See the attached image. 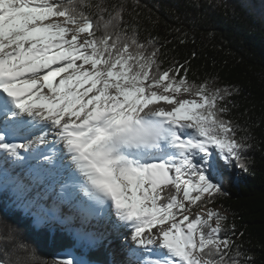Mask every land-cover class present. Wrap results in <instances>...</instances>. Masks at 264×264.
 <instances>
[{
  "label": "snow or ice",
  "instance_id": "1",
  "mask_svg": "<svg viewBox=\"0 0 264 264\" xmlns=\"http://www.w3.org/2000/svg\"><path fill=\"white\" fill-rule=\"evenodd\" d=\"M126 11L124 0H0V165L14 173L6 183L27 197L25 165L43 183L59 160L66 176L42 197L59 185L57 199L27 201L36 225L76 201L86 217L129 231L130 264H249L226 217L195 210L224 194L250 147L225 118L234 90L190 81L184 65L162 69ZM17 250L25 256L4 251L0 264H44L30 245Z\"/></svg>",
  "mask_w": 264,
  "mask_h": 264
},
{
  "label": "trees",
  "instance_id": "2",
  "mask_svg": "<svg viewBox=\"0 0 264 264\" xmlns=\"http://www.w3.org/2000/svg\"><path fill=\"white\" fill-rule=\"evenodd\" d=\"M124 2L125 18L139 24L138 39L151 40L152 47L159 49L162 69L184 65L190 81H207L210 89L234 90L225 118L239 126L237 138L250 147L238 162L243 167L233 162L224 194L214 204L195 210H219L226 217L222 227L251 258L249 264H264V0ZM2 168L0 165V178L7 176ZM34 198L32 191L20 197L11 184L0 185V259L4 251L11 253L12 260L23 258V252L13 251V245L20 242L34 248L44 264H59L69 250L92 263L110 264L114 245L108 239L80 235L73 226L51 223L50 216L36 225L35 209L26 208L27 201ZM10 234L14 236L11 241L6 239ZM53 234L54 243L49 239Z\"/></svg>",
  "mask_w": 264,
  "mask_h": 264
},
{
  "label": "rangeland",
  "instance_id": "3",
  "mask_svg": "<svg viewBox=\"0 0 264 264\" xmlns=\"http://www.w3.org/2000/svg\"><path fill=\"white\" fill-rule=\"evenodd\" d=\"M15 171L21 172V169L16 168ZM29 171V166L25 165L22 175H24L26 178L25 182L30 184L33 196L37 198V196L39 195L40 203L45 204L46 206H51L53 201L57 199L59 187L56 186L55 191L53 193H48V199L45 200L42 197L45 195L46 192H48L49 185L52 184L54 182V179L58 177V172L55 176H46L44 178L43 183H40L39 181L33 183L28 175ZM12 175H14V173L10 170L7 176H2L0 178V185L3 186V183H6V181L9 180ZM207 210L208 208H203L199 211H201L202 213H206ZM45 218L46 217L43 218L42 222L39 225L43 223ZM49 219L50 222L54 224L73 226L77 233H79L80 235H87L91 239H108L114 245L113 247H111L109 263L130 264V258L128 257V244L125 240L126 235L122 234L125 229L121 228L119 231H113L111 229L110 222L105 218H97V221H93L92 218H89L88 225H85V227H83V222L84 220H87V217L81 213L80 209L76 207V203L74 204L73 201L71 203L63 204L61 206L59 219H54L51 216ZM120 255L122 257V260H120L119 258ZM61 258H74L76 260L82 261V264H95L90 262L86 258L80 257L75 250H69L63 253ZM116 259H118L119 261H117Z\"/></svg>",
  "mask_w": 264,
  "mask_h": 264
},
{
  "label": "bare ground",
  "instance_id": "4",
  "mask_svg": "<svg viewBox=\"0 0 264 264\" xmlns=\"http://www.w3.org/2000/svg\"><path fill=\"white\" fill-rule=\"evenodd\" d=\"M49 138H51L52 139V137H49ZM20 141H22V140H18L17 142H20ZM59 146H57V148H58ZM60 164H61V162L59 161V160H57V165L54 167V168H52V173H53V176H55V175H57V172H58V179H61V177H62V175L63 176H66V174L65 173H62V170H61V167H60ZM41 175H43L44 177H46V176H49L48 174H46V173H42ZM56 178V179H57ZM4 184V183H3ZM58 187H59V185H57ZM54 191H52V192H50V193H53ZM78 199H84V197H83V194L82 193H80L79 194V197H78ZM74 202V204L76 203V201H73ZM92 219H93V221H97L99 218H101V217H99L98 219H97V217H91ZM95 219V220H94ZM113 220L115 219V217L113 216V218H112ZM88 221H89V218L87 217V220H84V222H83V227H85V225H88ZM93 225H94V222H93ZM155 231V230H154ZM123 235H126V237H128V236H130V233H129V231L128 230H124L123 231V233H122ZM127 242V244H130L131 243V241L130 240H126ZM119 258H120V260H122V257H121V255L119 256ZM117 261H119L118 259H116Z\"/></svg>",
  "mask_w": 264,
  "mask_h": 264
},
{
  "label": "water",
  "instance_id": "5",
  "mask_svg": "<svg viewBox=\"0 0 264 264\" xmlns=\"http://www.w3.org/2000/svg\"><path fill=\"white\" fill-rule=\"evenodd\" d=\"M95 264H104V263H101V262H97V263H95Z\"/></svg>",
  "mask_w": 264,
  "mask_h": 264
}]
</instances>
